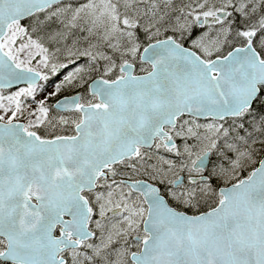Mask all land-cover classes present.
<instances>
[{"label": "snow or ice", "instance_id": "6c2138e0", "mask_svg": "<svg viewBox=\"0 0 264 264\" xmlns=\"http://www.w3.org/2000/svg\"><path fill=\"white\" fill-rule=\"evenodd\" d=\"M0 264H264V0H0Z\"/></svg>", "mask_w": 264, "mask_h": 264}]
</instances>
